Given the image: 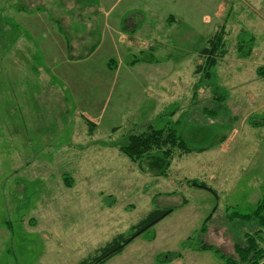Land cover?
<instances>
[{"label":"rangeland","instance_id":"rangeland-1","mask_svg":"<svg viewBox=\"0 0 264 264\" xmlns=\"http://www.w3.org/2000/svg\"><path fill=\"white\" fill-rule=\"evenodd\" d=\"M41 3L0 0V264H82L165 207L174 210L102 264H246L234 245L247 246L253 233L243 227L253 221L243 216L264 197V98L254 96L264 78L253 71L264 65V0H155L152 30L130 28L134 14L124 21L147 43L119 41L124 53H107L106 68L78 64L72 73L78 58L64 44L79 43L86 22L103 15L66 9L50 14L60 20L55 28L41 23ZM221 26L226 54L209 79L195 71L204 62L199 50ZM242 29L257 40L247 62L237 55ZM109 32L110 41L122 35ZM150 41L166 60L150 55ZM135 57L149 62L151 80L127 66ZM217 84L224 102L215 99ZM155 123L179 134L167 169L163 154L149 153L158 159L151 166L118 149ZM261 241L264 230L254 237L263 256L255 264H264Z\"/></svg>","mask_w":264,"mask_h":264},{"label":"trees","instance_id":"trees-1","mask_svg":"<svg viewBox=\"0 0 264 264\" xmlns=\"http://www.w3.org/2000/svg\"><path fill=\"white\" fill-rule=\"evenodd\" d=\"M243 34L248 37L246 42L242 40ZM223 35H224V28L223 26H221L218 32L214 33L208 39V46L210 45V47H203L199 50L200 53L204 56V62L202 65L201 64L197 65L195 71L198 73L201 72L204 77H209V79L213 75H215L213 69L217 64V62L219 61V59L226 54V43L223 38ZM238 36L239 38L237 39V51H238L237 55L240 58H244V57L246 58L252 52V48L254 46V41H255L254 34L251 33L249 34L248 31L242 29V32ZM133 59H131L132 60L130 62L131 64H134L136 63L135 61L140 60L139 57H135ZM165 59L166 58L156 57V60L159 62ZM143 60L152 61V59H147V58L145 59L143 58ZM110 61L113 62V60ZM110 61L108 62L109 64ZM256 73L259 77L264 78V65L257 66ZM214 81H216V79H214ZM217 87H218L217 90L214 92L215 94H217L215 95V99L224 102L225 101V98L223 97L224 95L221 94L222 92H224V90L220 89V86L218 84ZM212 89L215 90V87H212ZM218 90H221V92H218ZM193 93H195V91H193ZM206 111L207 112L205 113L208 112L210 113L211 110H206ZM156 124L158 123L152 124L141 134H127L126 142L123 144L121 143L118 149L121 152H123L125 155L129 156L134 161H137L144 156L146 159V164L148 162V164L151 166L153 165L152 162L158 159L149 158L148 160V154L152 153L154 154L153 156L163 154L162 160H158L159 165L161 164V162H164L163 168L167 169L170 163V161H168L167 159L168 153L171 152L170 146L175 141V138L179 137V134L176 129H172L166 126L161 127V124L158 126L160 128L156 129L155 128ZM183 148L188 149L185 146V144ZM195 148L196 149L194 151L203 150V148L201 147H195ZM66 183L70 185L68 181ZM200 187L211 191L213 194L217 196L216 191L210 187H207L204 183H201ZM173 210H174L173 207L153 208L138 223L132 225L129 231H127L126 233L121 232L116 234L111 239V241H108L106 244H104L99 249H97L95 255L88 258L87 260H84L82 264H102L111 256L120 252L137 235H139L141 232L145 231L149 227L153 226L157 221L161 220L163 217L168 215ZM243 217L245 218L246 221L252 220L256 225V229L255 231L252 232L253 234H250V237H247V241H246L247 246L242 248L238 244H235L234 251L236 252V254H238L239 259H241V262L246 264H255L256 261L253 260L255 256L258 255L260 259L263 257L261 256L260 249L256 248L254 237H256L257 235L259 237V233H261L262 230H264V197L258 199L254 210L249 214H244ZM205 230L206 229H204L203 231Z\"/></svg>","mask_w":264,"mask_h":264},{"label":"crops","instance_id":"crops-1","mask_svg":"<svg viewBox=\"0 0 264 264\" xmlns=\"http://www.w3.org/2000/svg\"><path fill=\"white\" fill-rule=\"evenodd\" d=\"M59 1L60 0H42L41 17L46 16L47 20L46 18L43 17L41 18V23L45 21L51 22L56 28L60 20L57 18L51 19L50 14L64 13L66 9H72L70 14L75 12V13H86V14L93 15L96 12V13H102L103 15L102 20H99V18L97 17L96 22H93V21L86 22V26L83 29L84 30L83 34L85 37L84 38L81 37L79 43L74 42L72 44L69 42L71 41L69 39L66 41V44H64L65 48H70L73 52V54L69 56L72 57L73 59L78 58L75 62L71 63V66L69 67V72L71 73L73 72V69L78 64L86 65L90 63L95 66L98 65V67H101V68H106L107 61H108V57H106L107 53L113 52V54L115 55L124 53V51L121 50L119 45L117 44V42L119 41H122L127 46H129L128 45L129 42L134 43L135 46L141 41L145 43L148 42L146 39L140 38L141 36L135 34V32L137 31L136 29L128 30L125 27L124 21L128 17H131L132 14H134V15H137V17L132 19L133 22L129 25L130 28H133L135 26L147 25L148 28L152 30V23H153L152 15L155 14V8H156L155 0H128L127 4L123 0H70V1L63 0L61 4ZM118 9H120V11ZM110 19L116 20L117 26L113 22L109 23ZM166 20L168 21V19ZM173 21H171L170 23H172ZM109 31H118L119 33H122V35L120 34L119 38L112 39L110 41L111 33ZM154 31H157V29L155 28ZM250 31L254 34V29H250ZM94 32H98V35H99L98 43H95L93 40ZM156 39L157 38L155 37L153 38V40H155L154 42H156ZM156 43L152 44V41H150L151 56H154V57H156L154 55V53L156 52V48L154 47V45H156ZM256 44H257V40L255 37L254 46H256ZM79 47L81 48L80 50H79ZM136 48H138V46H136ZM101 51L103 52L101 53ZM81 56L82 57L85 56V57L83 59H80ZM246 59L248 58L247 57L244 58V60L247 62ZM131 61L132 60H129L126 63L129 68H132L134 66L139 67L140 72L138 74H143L144 77L148 78V80H151L152 74L150 75V77L148 75H144V74H147V72H153L152 70L151 71L148 70V68H151V66H149V62H144V63L136 62L134 64H131L130 63ZM161 61H164V60H161ZM112 63L116 64L115 59L113 60V62L110 61V64ZM260 63L263 64V62H260ZM143 64H146V66H144L145 71H142V68H141L142 67L141 65ZM257 66L258 65H256L255 68H253V71L255 70L256 72ZM113 69L115 71L117 67H114ZM172 72H175V68L172 70ZM106 73L108 75V72H97V74L101 75L102 77L106 75ZM123 74L125 76H130L133 79V85H136L140 82V81H137L138 74L134 71H127V72H124ZM73 75L71 77V81H72ZM83 76L86 77V75H83ZM75 78L76 76L73 78V80ZM51 79L52 78H50L49 80V86L52 87L55 85V87H59L58 85H56V83H52ZM261 84L262 82L259 84L258 82L255 81V86H254V89L258 90L257 92L254 91V96L256 95L255 93H258L259 96H256V98L260 100L264 98V90L261 89L260 87ZM247 95L249 97L251 96L250 93H247ZM259 107H261V105ZM255 113L256 112H253L251 114L255 116ZM83 114L86 115V112H84ZM243 228H244L243 234L248 233V232L252 233L253 231H255L256 225L254 222H252L248 227L244 226ZM261 242H264V241H261Z\"/></svg>","mask_w":264,"mask_h":264}]
</instances>
